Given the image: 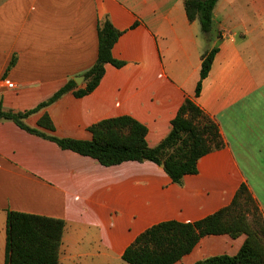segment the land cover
<instances>
[{"label":"crops","instance_id":"crops-1","mask_svg":"<svg viewBox=\"0 0 264 264\" xmlns=\"http://www.w3.org/2000/svg\"><path fill=\"white\" fill-rule=\"evenodd\" d=\"M106 19L123 32L112 49L123 66L106 64L91 93H66L25 125L90 141L91 126L126 116L146 127L153 148L190 100L217 125L224 145L175 184L153 162L105 167L0 120V264L11 211L64 221L60 264H127L122 255L142 232L202 220L228 207L242 185L264 218V0H219L209 35L188 20L184 0H0V110H33L84 77ZM213 49L196 97L202 58ZM44 115L52 133L38 127ZM245 239L203 237L175 264L234 256Z\"/></svg>","mask_w":264,"mask_h":264},{"label":"trees","instance_id":"trees-1","mask_svg":"<svg viewBox=\"0 0 264 264\" xmlns=\"http://www.w3.org/2000/svg\"><path fill=\"white\" fill-rule=\"evenodd\" d=\"M218 1L184 0L188 20H197L205 35L211 32L212 15ZM122 33L107 19L99 23L97 60L83 75L84 87L78 88L70 80L33 110L25 113L0 110V120H10L28 133L50 140L64 150L90 157L105 167L129 161L153 162L163 167L173 183L181 184L183 177L197 173V163L203 156L224 145L217 125L190 100L184 102L171 121L168 136L153 148L147 145L146 127L126 116L91 126L90 141L59 139L31 129L24 123L29 115L53 104L66 93L72 92L76 97L91 93L101 81L106 64L122 67L123 62L112 57L113 46ZM216 52L217 49H213L202 58L196 97L200 94L202 81L209 74ZM38 127L49 133L54 131L47 115L39 120ZM64 227L61 219L8 212L4 264H60ZM219 235L233 239L245 235L246 239L234 256H213L195 264H264V218L246 186L239 188L228 207L202 220L194 223L166 221L148 228L125 249L122 261L127 264H175L188 255L203 237Z\"/></svg>","mask_w":264,"mask_h":264},{"label":"water","instance_id":"water-1","mask_svg":"<svg viewBox=\"0 0 264 264\" xmlns=\"http://www.w3.org/2000/svg\"><path fill=\"white\" fill-rule=\"evenodd\" d=\"M74 81H75V83H76L77 85H80L81 82L84 81V77H77V78L74 79Z\"/></svg>","mask_w":264,"mask_h":264},{"label":"built area","instance_id":"built-area-1","mask_svg":"<svg viewBox=\"0 0 264 264\" xmlns=\"http://www.w3.org/2000/svg\"><path fill=\"white\" fill-rule=\"evenodd\" d=\"M7 87H8V88H13L14 85H13V83H8V84H7Z\"/></svg>","mask_w":264,"mask_h":264},{"label":"rangeland","instance_id":"rangeland-1","mask_svg":"<svg viewBox=\"0 0 264 264\" xmlns=\"http://www.w3.org/2000/svg\"><path fill=\"white\" fill-rule=\"evenodd\" d=\"M262 193L264 194V189L263 190L262 189L259 190V194H262ZM249 217L251 218V215Z\"/></svg>","mask_w":264,"mask_h":264}]
</instances>
